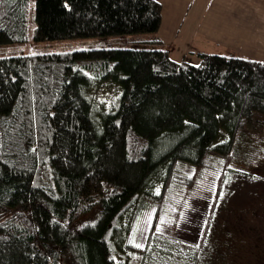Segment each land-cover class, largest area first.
<instances>
[{
  "label": "trees",
  "instance_id": "16d2710c",
  "mask_svg": "<svg viewBox=\"0 0 264 264\" xmlns=\"http://www.w3.org/2000/svg\"><path fill=\"white\" fill-rule=\"evenodd\" d=\"M33 4L37 41L149 36L127 48L0 57V264H120L113 239L144 203L153 238L177 163L194 167L192 186L218 158L202 244L229 167L264 154V63L211 53L174 61L151 37L155 0ZM29 8L0 0V45L27 41ZM110 76L121 92L104 112L88 89ZM147 243L125 247L146 258Z\"/></svg>",
  "mask_w": 264,
  "mask_h": 264
},
{
  "label": "rangeland",
  "instance_id": "374dc122",
  "mask_svg": "<svg viewBox=\"0 0 264 264\" xmlns=\"http://www.w3.org/2000/svg\"><path fill=\"white\" fill-rule=\"evenodd\" d=\"M28 27L27 41L0 45V57L94 47L127 48L133 46L132 42L149 36L138 33L37 41L34 38L36 27L33 0H30ZM118 90L121 92L118 80L110 76L93 79L88 94L94 106L108 112ZM221 161L214 158L210 163L211 167L204 169L199 180L192 186H188V180L193 176L194 167L177 163L164 211L153 238L147 240L154 207L144 203L145 208L137 210L129 219L127 231L121 233L123 238L119 242L116 241L118 237L113 239L116 245L113 256L115 260L120 264H192L191 252L195 250L197 264H264V154L250 168L237 164L229 167L214 210L210 214L206 236L202 244L199 243L202 227L214 199ZM94 218V213L82 217L89 222ZM146 243V258L125 247L130 245L137 248L136 244H140L138 249L142 250Z\"/></svg>",
  "mask_w": 264,
  "mask_h": 264
},
{
  "label": "crops",
  "instance_id": "0c3cea01",
  "mask_svg": "<svg viewBox=\"0 0 264 264\" xmlns=\"http://www.w3.org/2000/svg\"><path fill=\"white\" fill-rule=\"evenodd\" d=\"M161 17L155 37L177 62L198 53L264 63V0H155Z\"/></svg>",
  "mask_w": 264,
  "mask_h": 264
},
{
  "label": "snow or ice",
  "instance_id": "6c2138e0",
  "mask_svg": "<svg viewBox=\"0 0 264 264\" xmlns=\"http://www.w3.org/2000/svg\"><path fill=\"white\" fill-rule=\"evenodd\" d=\"M136 247L139 248V247H141V245L140 244H136Z\"/></svg>",
  "mask_w": 264,
  "mask_h": 264
}]
</instances>
